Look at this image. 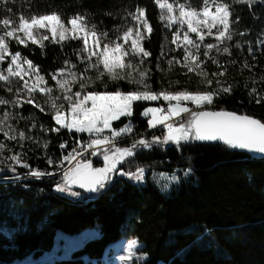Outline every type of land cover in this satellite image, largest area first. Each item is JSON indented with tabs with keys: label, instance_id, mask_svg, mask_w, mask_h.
Listing matches in <instances>:
<instances>
[{
	"label": "snow or ice",
	"instance_id": "snow-or-ice-1",
	"mask_svg": "<svg viewBox=\"0 0 264 264\" xmlns=\"http://www.w3.org/2000/svg\"><path fill=\"white\" fill-rule=\"evenodd\" d=\"M9 2L0 0V5L5 12L12 13L13 9L7 6ZM154 3L159 9V21L172 36L168 41L165 34L164 40L175 45L167 50L166 45H161L156 71L167 76L178 66L184 70L180 74L188 77L186 84L191 83L193 75L198 78L194 90L187 86L175 87L181 84L180 80H169V87L161 84L158 90L153 89L152 53L145 42L150 41L154 27L146 8L138 3L122 8V15L112 11L103 13L121 19V23L111 29V36L107 28L99 26L103 21L94 22V14L85 10H75L72 14L63 10L38 13L30 4L18 19L0 18V133L6 141H14L20 148L24 147V141L42 147L47 163H56L58 169L57 172L33 167L27 162L26 152H17L5 140H0V174L11 173L0 179L20 183L59 174L61 178L56 181L55 191L81 199L82 194L76 189H82L89 194L83 199H96L110 187L115 176L127 177L134 184L142 185L146 169L137 164L136 157L143 150L150 151L154 147L172 145L179 151L192 142H222L230 149L264 156V120L224 108L214 110L224 96L231 95L234 88L240 86L235 76L231 83L226 79L229 66L237 65L240 76L244 75V70L251 74L243 83L248 89L249 102L264 104V72L255 73L256 63H249L246 57L243 60L233 58L232 51L235 48L242 54L247 43L248 53L253 61L256 60L252 43L234 40L248 34L247 29L240 27V12L246 7L255 18L257 12H264V0H200L196 6L191 0H154ZM208 38L212 40L205 42ZM76 41L80 42L79 46L72 52L79 66L65 59L63 66L55 71H42L41 66L24 55L19 47L13 51V45L29 48L31 44L44 55L50 44L63 49ZM257 42L259 54L264 56V32L257 35ZM176 51H180V58H168L169 53ZM220 56L229 59L222 61ZM209 63L215 70H208ZM97 81L104 89L109 82L114 88L95 90ZM121 82L130 87L125 90ZM161 100L165 103L143 107L139 114L147 119L150 129L162 127L166 131L161 135L153 133L151 138L143 133L134 135L136 125L132 118L138 105ZM25 105L51 116L54 126H45L34 119L35 113L25 116L20 111ZM122 118H126L124 122L114 126ZM21 121L31 123L22 129L19 127ZM36 129L45 136H33L32 130ZM63 130L69 134V139L60 143L59 148L67 149L69 140L74 142L71 151L56 162L46 151L51 142L46 134H60ZM71 134H87L88 139L84 141ZM129 139L130 144L121 146ZM86 156H102L103 166L94 167L92 159H85ZM121 164L129 167L121 170L118 167ZM134 164L133 171L130 166ZM18 168L27 171L21 174ZM191 173L189 167L183 175L187 177ZM161 179L162 191L181 182L176 174L162 175ZM141 248L142 245L133 239L118 259L124 264L133 260L139 264L147 259L145 255H138ZM184 251L177 254L183 255Z\"/></svg>",
	"mask_w": 264,
	"mask_h": 264
},
{
	"label": "trees",
	"instance_id": "trees-1",
	"mask_svg": "<svg viewBox=\"0 0 264 264\" xmlns=\"http://www.w3.org/2000/svg\"><path fill=\"white\" fill-rule=\"evenodd\" d=\"M191 2L196 6L200 0ZM137 3L146 8L154 27L150 41L145 42V47L152 53L153 89L158 90L161 84L165 88L169 87V80L181 81L175 87L196 89L198 78L193 75L191 83L186 84L188 77L180 74L184 70L178 66L167 76L156 71V58L160 54L161 45H166V50L175 45L168 43L172 36L159 21V9L154 0H15V3L10 0L7 6L13 12H5L0 5V18L11 16L15 20L20 13L27 12L30 4L32 10L38 13L63 10L72 14L75 10H85L94 14V22L99 24L102 20L103 24L99 26L107 28L111 36V29L120 24L121 19L119 16H104L103 13L112 11L122 15V8ZM240 16V27L247 29L248 34L237 36L234 42L243 40L252 43L257 55L253 61L247 51L248 44L245 43L242 54L233 48V58L243 60L246 57L249 63L258 65L255 73L260 74L264 72V56L259 54L257 35L264 32V12H257L254 18L245 7ZM165 34L168 35V41L164 40ZM211 40L208 38L205 42ZM79 43L66 44L63 49L59 45L50 44L44 55L31 44L29 48L13 45V51L19 47L24 55L41 66L42 71L48 72L62 67L65 59H71L79 66L72 52ZM171 56L180 58L181 53L171 52L168 58ZM219 59L226 61L229 57L220 56ZM161 64L166 67L163 61ZM206 67L210 72L215 70V66L210 63ZM238 73L239 65L229 66L226 79L231 83L235 76L240 86L235 87L231 95L224 96L214 110L224 108L249 113L264 120V104L250 103L248 89L243 87L245 78L251 74L247 70H244L243 76ZM121 84L125 90L130 87L123 82ZM251 86L249 83V88ZM113 88L111 82L107 89L99 81L95 84V90L99 91H110ZM162 103L164 101L161 100L141 102L138 105L132 118L136 125L134 135L143 133L145 137L151 138L153 133L161 135L162 131H166L162 127L150 129L147 119L139 114L143 107ZM20 111L25 116L35 113L34 119L43 122L45 126H54L51 116L40 113L31 105H25ZM125 119L115 122L114 126L122 124ZM30 123L21 121L19 125L24 129ZM32 135L45 136L38 129L32 130ZM71 135L81 139L87 137V134ZM46 136L51 140L46 151L58 162L71 149L74 141L69 140V147L62 150L59 148L60 143L69 139L66 130L60 134L49 132ZM5 142L17 152H26L27 162L33 167L48 171L56 167V163H47L45 150L31 141H24L23 148L18 147L14 141ZM128 144L130 139L121 146ZM88 158L92 159L94 167L103 166L102 156L85 159ZM136 160L139 166L146 169V179L142 185L134 184L126 177L115 176L110 187L96 199L74 200L55 191L60 175L40 180L30 178L20 183L1 180L0 264L100 263L105 258L107 246L121 237L137 238L143 243L140 250L146 252L147 259L141 264H264V159L253 157L243 150L230 149L222 142H192L179 151L172 145L143 150ZM118 167L125 170L129 166L121 164ZM130 167L134 171L136 165ZM189 167L192 173L181 179L180 184L170 193L163 192L152 179L158 172L172 173ZM26 171L18 168L21 174ZM0 176H11V173L5 172ZM76 190L84 192L82 189ZM88 195L85 193V197ZM89 227L95 228L97 235L86 239L82 246L68 254L46 256L55 243L58 229L79 233ZM181 250H185L183 255H178Z\"/></svg>",
	"mask_w": 264,
	"mask_h": 264
},
{
	"label": "rangeland",
	"instance_id": "rangeland-1",
	"mask_svg": "<svg viewBox=\"0 0 264 264\" xmlns=\"http://www.w3.org/2000/svg\"><path fill=\"white\" fill-rule=\"evenodd\" d=\"M152 106H159V105H152ZM3 139L5 138L3 134L0 133V140H3ZM5 154L7 155V153ZM184 170L185 169H180L172 173L158 172L152 176V179L154 183L161 189L162 183H163L161 179L162 175L176 174V175H179L181 179L189 177V176L185 177L183 175ZM176 186L177 185L171 186L167 191H163V192L170 193L171 190ZM6 232L8 234H11V232L8 230H6ZM92 233H96V230L93 227L86 228L79 233H69L62 229H58L55 234V243L52 246V248L47 252L46 256L51 257V256L62 255V254H68L75 248L82 246L86 239L93 237L91 236ZM133 239L137 240L138 244L142 245L143 247V243L140 242L137 238H126V237L118 238L107 246L105 250V256H104L105 258H103L104 260L100 263L95 261L94 264H124V262L120 261L118 257L122 254H125L126 244ZM109 255H111V257H108ZM138 255H145L147 257L146 252L141 251V250L138 251ZM141 263L142 261L139 262V264ZM130 264H136V261L133 260L132 262H130ZM160 264H163V263L161 262Z\"/></svg>",
	"mask_w": 264,
	"mask_h": 264
},
{
	"label": "built area",
	"instance_id": "built-area-1",
	"mask_svg": "<svg viewBox=\"0 0 264 264\" xmlns=\"http://www.w3.org/2000/svg\"><path fill=\"white\" fill-rule=\"evenodd\" d=\"M87 139H88V137H86V138H84V139H82V140H84V141H87ZM69 151H71V149L69 150ZM68 151V152H69ZM67 154V153H66ZM65 154V155H66ZM87 157V156H86ZM85 157V158H86ZM65 167H68V165L67 164H65ZM51 171H57L58 172V169H57V167H55L53 170H51ZM57 175H59V174H57ZM47 177V176H46ZM35 179V178H34ZM1 180H3V179H0V181ZM79 191V190H78ZM81 192V194H82V198L81 199H77V198H73V197H71L72 199H74V200H82L83 199V197H85V193L84 192H82V191H80Z\"/></svg>",
	"mask_w": 264,
	"mask_h": 264
},
{
	"label": "water",
	"instance_id": "water-1",
	"mask_svg": "<svg viewBox=\"0 0 264 264\" xmlns=\"http://www.w3.org/2000/svg\"><path fill=\"white\" fill-rule=\"evenodd\" d=\"M229 111H232V110H229ZM238 114H249V113H240V112H237ZM252 115V114H251ZM254 116V115H253ZM255 118L259 119L257 116H254ZM244 152L248 153L249 155L253 156V157H257V158H262L264 159V156H261L259 154H256V153H249L245 150H243Z\"/></svg>",
	"mask_w": 264,
	"mask_h": 264
}]
</instances>
